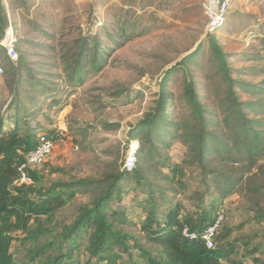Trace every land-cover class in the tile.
Here are the masks:
<instances>
[{
  "label": "rangeland",
  "instance_id": "obj_1",
  "mask_svg": "<svg viewBox=\"0 0 264 264\" xmlns=\"http://www.w3.org/2000/svg\"><path fill=\"white\" fill-rule=\"evenodd\" d=\"M208 4L209 0H7L6 5L2 3L10 14L15 49L19 59L24 60L13 67L18 68L24 88L14 98L10 91L14 87L9 81L11 76L0 77V115L7 129L13 124L10 115L19 113L36 135L50 131L57 134L50 155L40 167L32 169L41 173V186L101 179L115 170V166L123 169L128 157L135 159L136 166L135 152L140 139L135 131L139 122L153 113L159 83L164 78L168 96L165 116L173 124L189 117L190 111L183 101L184 79L189 81L190 91L201 106L212 135L223 138L221 120L228 108H235L229 104V80L234 82L237 101L244 105L246 116L264 123V0H219L215 10L219 15L224 14L225 21L212 36L207 35L213 18ZM211 37L225 55L228 79L209 48ZM83 40L89 42V51L94 40L101 43L102 62L96 65L87 62L80 79L68 80L64 71L66 60L72 48L80 49ZM195 52L198 53L189 59ZM86 58L90 60V56ZM188 60L184 68L187 71L183 73L179 64ZM0 61L9 68L8 61H2L1 57ZM25 68H32L33 79L24 74ZM169 131L173 133L175 128ZM156 151L159 156L153 152V160H145V172L151 177L157 171L167 172L160 158L179 165L185 159V148L175 137L167 143L157 142ZM139 157L145 158V152ZM218 161L213 168L226 173L228 166ZM258 165L264 166V156L259 158ZM184 175L186 180L190 177L193 180L191 188L197 186L196 170L188 167ZM261 179L264 180L263 175ZM155 180L159 183L158 178ZM19 182L29 184L30 180L20 178ZM168 184V181L161 183ZM164 194L171 198L170 193ZM139 196L130 192L119 205L128 209L134 220L140 214L136 202L145 199L144 195ZM212 197L218 200L220 208L215 220L221 217L220 224L232 230L230 242L251 236H258L254 242L261 241L263 228L253 222L254 214L242 189L222 198L213 193ZM175 199L184 202L182 196ZM85 201V196L76 195L57 212L56 221L69 223L78 204ZM124 230L137 234L128 228ZM145 247L153 248L147 243ZM21 248L15 244L16 258L23 261ZM135 252H138L136 248L130 249V256L123 255L120 264L137 261ZM239 253L242 255L244 250ZM74 258L81 264L88 261L86 255Z\"/></svg>",
  "mask_w": 264,
  "mask_h": 264
},
{
  "label": "trees",
  "instance_id": "obj_2",
  "mask_svg": "<svg viewBox=\"0 0 264 264\" xmlns=\"http://www.w3.org/2000/svg\"><path fill=\"white\" fill-rule=\"evenodd\" d=\"M7 26V15L0 0V38ZM217 29L207 35H214ZM100 44L94 40L89 51V42L83 40L80 49H71L64 68L68 80L80 79L87 62L94 65L102 62ZM209 48L228 79L225 55L214 37L210 38ZM0 52L2 61L9 62V68L2 65V76H11L9 81L14 87L10 91L16 98L24 88V80L18 68L13 67L23 64L24 60L10 62L5 52ZM86 55L90 60H86ZM187 62L189 60L179 64L181 71ZM24 70L29 79L34 78L32 68ZM228 83L231 99L228 102L235 108H228L221 120L225 131L223 138L212 135L207 129V120L202 116V108L191 93L187 79H184L183 101L190 111L189 117L178 124L168 121L164 78L159 83L160 92L153 113L139 122L135 131L140 140L134 168L127 170L115 166V170L101 179L55 182L48 188L41 186L43 177L37 170H25L29 184L15 182L20 178L18 169L24 164V155L37 146L39 136L54 143L57 134L50 131L36 135L19 113L10 115L13 124L7 129L0 115V264H81L74 258L79 255L87 256L84 264H120L123 255L135 248L138 262L131 264H244L246 260L264 264V180L261 179L264 166H256L264 156V123L246 116L244 105L237 101L234 82L229 80ZM172 127L175 128L173 133L169 131ZM172 137L178 138L185 148L182 165L160 158L167 172L157 171L153 177L149 176L145 172V160H153V152L159 156L157 142L167 143ZM142 152H145L143 159L139 157ZM216 159L228 166L226 173L213 168ZM188 167L199 175L194 188H191V177L185 179ZM254 169L256 173H252ZM155 177L159 183L155 182ZM163 181L170 184L162 186ZM240 189L250 203L253 222L263 228L261 241L254 242L258 236H251L230 242L232 230L221 223L216 230L214 248H206L200 236L220 215L213 193L222 198ZM130 192L136 197L145 196L135 204L140 211L137 220L129 216L128 209L119 207ZM164 193H170L171 198ZM78 194L85 196L86 201L78 204L73 219L69 223L57 222V212ZM177 195L182 196L184 202L176 200ZM124 228L137 231V234L126 232ZM185 229L197 237L184 236ZM40 239L45 241L40 243ZM29 243L32 246L26 245ZM146 243L153 248L146 249ZM15 244L22 247L25 260L16 258ZM241 249L244 250L242 255Z\"/></svg>",
  "mask_w": 264,
  "mask_h": 264
},
{
  "label": "built area",
  "instance_id": "obj_3",
  "mask_svg": "<svg viewBox=\"0 0 264 264\" xmlns=\"http://www.w3.org/2000/svg\"><path fill=\"white\" fill-rule=\"evenodd\" d=\"M218 1L219 0H217V2L215 3L214 0H209V4L207 8L209 10L210 15L213 18H212V22L210 26H208L209 32H207V34L212 33L216 28L220 27L224 23V20H223L224 14L219 15L217 14V11L215 10L218 4ZM6 2L7 0H1V3H4L5 5H6ZM219 4H223V3L219 2ZM211 6L213 7V10L210 9ZM6 13H7V19H8V26L5 29L2 37L0 38V49L5 52V55L10 61L17 62L19 59V56L15 49L16 39L14 36L13 25L10 19V14L8 13V11H6ZM2 74H3V68H2L1 61H0V76H2ZM52 149H53V143L50 140H48L45 136L40 135L38 138L37 146L33 150L27 152L24 155V164L21 165L18 169V171L20 172V178H25L26 181H28L29 179L25 176L26 175L25 170L27 169L32 170V169H36L40 167L45 162L46 158L50 155ZM134 163H135V159L128 157L124 163V167L127 170H131L132 168H134V165H135ZM20 178L15 182V184L26 183V182H22V183L19 182ZM220 220H221V217H219L217 220H215V222L212 225L206 228L200 236L206 248L208 249L214 248V238L216 235V230L221 222ZM183 235L186 237H189L190 239H195L197 237L196 234H188L186 229L183 231Z\"/></svg>",
  "mask_w": 264,
  "mask_h": 264
},
{
  "label": "bare ground",
  "instance_id": "obj_4",
  "mask_svg": "<svg viewBox=\"0 0 264 264\" xmlns=\"http://www.w3.org/2000/svg\"><path fill=\"white\" fill-rule=\"evenodd\" d=\"M212 7V6H211ZM211 10H213V7L212 8H210Z\"/></svg>",
  "mask_w": 264,
  "mask_h": 264
},
{
  "label": "crops",
  "instance_id": "obj_5",
  "mask_svg": "<svg viewBox=\"0 0 264 264\" xmlns=\"http://www.w3.org/2000/svg\"><path fill=\"white\" fill-rule=\"evenodd\" d=\"M6 15H7V13H6ZM1 50V49H0ZM20 260V259H19Z\"/></svg>",
  "mask_w": 264,
  "mask_h": 264
}]
</instances>
